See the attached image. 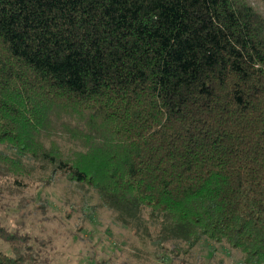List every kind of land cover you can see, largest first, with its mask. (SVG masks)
Masks as SVG:
<instances>
[{"label": "trees", "instance_id": "trees-1", "mask_svg": "<svg viewBox=\"0 0 264 264\" xmlns=\"http://www.w3.org/2000/svg\"><path fill=\"white\" fill-rule=\"evenodd\" d=\"M35 172L93 188L181 263L264 264V14L248 0H0V193ZM0 239V264H44L26 234L1 224Z\"/></svg>", "mask_w": 264, "mask_h": 264}, {"label": "rangeland", "instance_id": "rangeland-1", "mask_svg": "<svg viewBox=\"0 0 264 264\" xmlns=\"http://www.w3.org/2000/svg\"><path fill=\"white\" fill-rule=\"evenodd\" d=\"M248 1L264 14L257 2ZM51 128L57 131L55 134L63 135L59 139L62 150L77 148V142L73 143L58 123L52 122ZM43 176L35 172L24 181V187L0 193V225L29 236L44 264H188L181 263L183 258L176 255L179 250L172 243L158 242L154 247L150 236H141L118 223L93 188L74 185L62 175L52 182L46 181L48 173ZM145 221L153 236L158 225L147 215ZM208 249L203 247L204 257ZM0 250L10 253L1 239ZM237 259L235 251L222 252L223 264H237Z\"/></svg>", "mask_w": 264, "mask_h": 264}]
</instances>
